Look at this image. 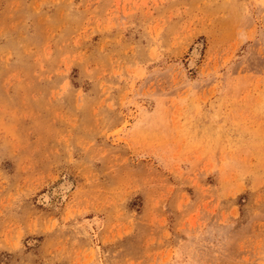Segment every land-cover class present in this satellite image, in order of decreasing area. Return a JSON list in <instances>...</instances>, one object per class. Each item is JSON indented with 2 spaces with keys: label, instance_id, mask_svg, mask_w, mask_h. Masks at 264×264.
<instances>
[{
  "label": "rangeland",
  "instance_id": "1",
  "mask_svg": "<svg viewBox=\"0 0 264 264\" xmlns=\"http://www.w3.org/2000/svg\"><path fill=\"white\" fill-rule=\"evenodd\" d=\"M0 264H264V0H0Z\"/></svg>",
  "mask_w": 264,
  "mask_h": 264
}]
</instances>
